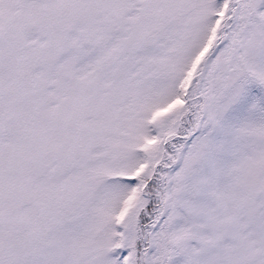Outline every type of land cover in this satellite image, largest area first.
<instances>
[{"label":"snow or ice","instance_id":"1","mask_svg":"<svg viewBox=\"0 0 264 264\" xmlns=\"http://www.w3.org/2000/svg\"><path fill=\"white\" fill-rule=\"evenodd\" d=\"M0 264H264V0H0Z\"/></svg>","mask_w":264,"mask_h":264}]
</instances>
